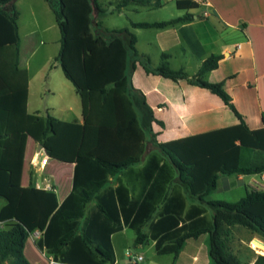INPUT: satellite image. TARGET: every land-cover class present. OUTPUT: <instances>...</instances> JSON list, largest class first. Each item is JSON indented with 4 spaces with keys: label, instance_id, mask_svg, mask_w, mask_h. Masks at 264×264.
Wrapping results in <instances>:
<instances>
[{
    "label": "trees",
    "instance_id": "trees-1",
    "mask_svg": "<svg viewBox=\"0 0 264 264\" xmlns=\"http://www.w3.org/2000/svg\"><path fill=\"white\" fill-rule=\"evenodd\" d=\"M47 1L60 30L57 60L80 97L82 121L28 111V76L19 66V11L16 0H0V14L15 35L0 42V196L6 199L0 207V264H35L24 254L35 229L41 230L38 247L56 257L108 264L115 259L112 234L126 226L134 230L135 245L153 241L157 253L174 258L187 239L206 234L211 264H264V254L242 259L230 246L236 227L264 237V188L247 187L236 200L210 197L219 176L264 170V161L243 160L245 149L264 150V128L243 118L222 81L202 78L217 66L219 55L207 56L189 76L169 65L166 52L152 65L137 50L130 26L107 27L100 20L129 3L159 6L160 0ZM192 15L130 24L164 27ZM137 63L148 72L209 88L239 122L159 140L152 125L163 123L129 78ZM28 136L49 156L74 162L71 189L60 202L53 189L21 183Z\"/></svg>",
    "mask_w": 264,
    "mask_h": 264
},
{
    "label": "crops",
    "instance_id": "crops-1",
    "mask_svg": "<svg viewBox=\"0 0 264 264\" xmlns=\"http://www.w3.org/2000/svg\"><path fill=\"white\" fill-rule=\"evenodd\" d=\"M166 1L160 0L159 6L129 3L116 10L126 14L128 26L137 36V50L147 55L152 65L159 64L161 53L166 52L169 54V65L174 69H183L189 76L196 73L207 56L219 55L217 66L202 74V78L222 81L243 118L252 127L264 128V0H208L206 6L199 4L190 8L177 7V12L171 17L185 12L193 15L174 24L164 27L131 26V21L171 18L138 17L142 7H160ZM16 5L19 11V66L26 69L28 76V111H48L62 120L82 121L80 97L57 60L60 30L58 33L59 26L53 9L47 0H16ZM205 8L209 14L202 16L201 12ZM14 39L11 23L0 14V42H11ZM129 78L135 87L143 91L156 118L163 123L162 126L155 122L152 125L158 131L159 140H169L239 122V117L218 94L190 82L186 77L173 79L148 72L137 63L130 70ZM63 89L70 92V96H65ZM29 142L31 150L27 157ZM245 150L248 151L243 154L246 163L264 161V150ZM40 154L47 153L40 143L28 136L21 183L27 185L33 182L38 187L53 189L60 202L71 189L74 162L61 161L47 154L48 159L43 163L38 160ZM246 174H249L247 181ZM229 175L232 174L219 176L218 184L220 178L224 177L225 184H231L237 179L247 184L245 189L264 188V170L257 173H235V178L227 180ZM117 181V176L111 177L112 184ZM210 197L217 198L213 194ZM5 201L6 199L0 207ZM32 232L25 241L24 249L25 246L26 249H31L26 245L30 239L37 245ZM249 234L250 246L254 247L252 239L264 243V237L260 234ZM181 251L177 255L179 259ZM178 264H211V259L209 255L201 258L197 244H192Z\"/></svg>",
    "mask_w": 264,
    "mask_h": 264
},
{
    "label": "rangeland",
    "instance_id": "rangeland-1",
    "mask_svg": "<svg viewBox=\"0 0 264 264\" xmlns=\"http://www.w3.org/2000/svg\"><path fill=\"white\" fill-rule=\"evenodd\" d=\"M178 8L175 4V0H167L162 6L160 7H142L140 10V14H138V17L144 18V19H152L157 17H163L168 18L173 16L177 12ZM100 20L103 25L107 27H116V26H122L127 25L128 26V20L125 13H119L118 11L114 10L111 12H108L105 15L100 16ZM59 33V29H58ZM60 34V33H59ZM57 47V46H56ZM58 47L56 52L58 51ZM55 52V53H56ZM62 93L65 96H70V92L63 89ZM73 96V95H72ZM35 149V148H33ZM31 150V143L29 142L27 145V153L26 156L29 157V152ZM247 154L248 151L244 150L243 154ZM44 154H40L38 160L42 158ZM248 162V161H247ZM259 178V176H257ZM224 177L220 178L219 184L214 189V191L211 193L217 198L226 199V200H236L242 195L245 194V186H247L246 183H242L239 180L235 179L234 182L231 184H225L223 183ZM235 178L234 174L229 175L227 177V180H231ZM249 178V174L245 175V180L247 181ZM5 198L3 196H0V205L2 202H4ZM190 201V200H189ZM207 208V215L211 216V207L207 204H205ZM249 230H247L245 227H236L234 230V237L232 241L230 242V246L232 251H234L240 258L247 259L253 256L256 252L263 253L264 254V243L257 240L252 239L251 243L254 247L249 245ZM251 233V232H250ZM31 240V239H30ZM28 240L27 244L31 247L29 249L25 246L24 253L27 258H29L30 261H35L33 263L35 264H44L45 257L41 253V248L38 247L34 242ZM112 243L115 251V256L119 260L124 259V251L127 248L133 249L134 251L141 253L143 256V262L146 264H178L179 261L185 254L188 252L189 248L192 246V244H197L198 251L201 258H206L208 255V247H207V235L202 234L198 238H190L188 239L185 244L184 248L182 249L181 257L174 258V255L172 253H157L153 244V241H149L147 243H139L134 244V230L130 227H124L121 230H118L112 234ZM250 246V247H249ZM253 248V249H252ZM37 259V260H35Z\"/></svg>",
    "mask_w": 264,
    "mask_h": 264
},
{
    "label": "built area",
    "instance_id": "built-area-1",
    "mask_svg": "<svg viewBox=\"0 0 264 264\" xmlns=\"http://www.w3.org/2000/svg\"><path fill=\"white\" fill-rule=\"evenodd\" d=\"M198 4L206 6L208 5V0H194ZM209 14V11L207 8L203 9L201 12L202 16H206ZM239 45V44H238ZM48 159V155L44 154L41 158V162L45 163ZM39 236H41V230L36 229L32 232V237L36 238L38 240ZM41 253L45 257V264H79L76 262H72L69 260H65L59 257L54 256L53 253L48 252L46 248H41ZM124 259L123 260H117L114 259L112 262L108 264H140L143 263V256L141 253H138L134 251L133 249L127 248L124 251Z\"/></svg>",
    "mask_w": 264,
    "mask_h": 264
},
{
    "label": "water",
    "instance_id": "water-1",
    "mask_svg": "<svg viewBox=\"0 0 264 264\" xmlns=\"http://www.w3.org/2000/svg\"><path fill=\"white\" fill-rule=\"evenodd\" d=\"M263 254V253H262Z\"/></svg>",
    "mask_w": 264,
    "mask_h": 264
}]
</instances>
